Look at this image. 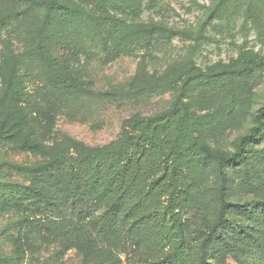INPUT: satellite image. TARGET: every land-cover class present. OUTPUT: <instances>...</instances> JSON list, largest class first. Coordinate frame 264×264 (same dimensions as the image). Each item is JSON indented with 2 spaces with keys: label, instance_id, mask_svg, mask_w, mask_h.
Masks as SVG:
<instances>
[{
  "label": "trees",
  "instance_id": "1",
  "mask_svg": "<svg viewBox=\"0 0 264 264\" xmlns=\"http://www.w3.org/2000/svg\"><path fill=\"white\" fill-rule=\"evenodd\" d=\"M75 1H29V8L37 5L44 11L40 22L30 30L27 52L36 55L47 68L54 96H108L90 89L82 79L83 71L75 67L86 49L77 42L68 21L85 16L94 23L104 47L125 51L138 30L113 10H134L136 1L119 0L121 5L116 4L113 9L109 6L111 0ZM225 2L219 0L208 12L205 24L219 15ZM21 15L22 10L14 13L17 19ZM10 18V13H1L0 27L7 26ZM153 30L144 29L151 35ZM52 40L54 52L50 47ZM23 62L22 55L16 56L0 94V110L19 105L21 115L11 123L10 114L4 115L0 138H5V127L27 130L28 137H44L46 125L53 126L54 105L33 98L24 87L26 75L16 72L17 65ZM232 72H206L195 67L186 71L184 77L178 76L180 80L165 79L131 87L130 91L137 94L173 89L177 101L160 113L129 118L115 145L81 148L73 154L69 144H61L49 149L44 162L14 165L32 182L6 183L8 203L22 208L24 220H30L43 240L61 238L68 246L81 248L87 256L99 257L97 264L111 260L114 250L136 251L143 264H210L208 257L216 250L237 254L252 250L253 242L261 246L264 224L257 226V222L264 214V199L241 203L229 198L234 187L232 171L241 166L245 181L250 178L248 166H255L256 154L250 144L264 135V105L253 126L237 140L235 150L220 153L204 138L210 127L224 122L226 111L197 114L185 100L193 81ZM207 170H211L213 179ZM206 185L210 196H214L217 216L200 233L191 255L186 251L189 247L180 211L200 206ZM235 216L239 222L233 219ZM255 264H264V260Z\"/></svg>",
  "mask_w": 264,
  "mask_h": 264
},
{
  "label": "rangeland",
  "instance_id": "2",
  "mask_svg": "<svg viewBox=\"0 0 264 264\" xmlns=\"http://www.w3.org/2000/svg\"><path fill=\"white\" fill-rule=\"evenodd\" d=\"M30 0H0V14L10 13L5 27H0V94L12 69V62L22 55L17 73L25 74L24 87L33 98L54 105V121L43 136H27V130L5 127L0 138V264H97L99 257L87 256L81 248L68 246L61 238L46 242L24 220L22 208L7 201L5 184L32 179L14 165H33L49 157V149L69 144L75 154L85 148L115 145L120 140L126 121L134 115L151 116L169 109L177 100L175 91L157 89L133 93L136 85L178 79L188 70L199 67L206 72L232 70L233 74L200 78L186 90L185 100L197 114L226 111L220 126H212L204 138L212 149L225 153L235 150L237 140L254 124L264 105V0H226L218 16L204 23L208 12L219 0H135L134 10H113L138 32L125 51L104 47L94 23L85 16L68 21L77 42L86 52L75 67L95 93L108 96L70 93L54 96L47 68L38 57L27 52L30 30L43 15V7H28ZM75 1V0H71ZM76 2V1H75ZM121 5L111 0L109 6ZM27 8V9H26ZM22 10L20 19L14 13ZM205 25V26H203ZM153 27L152 35L144 31ZM54 52V40L50 42ZM30 66V68L28 67ZM178 84L180 82L178 81ZM111 94V95H110ZM21 104V103H19ZM19 105L0 110L2 118L9 113L10 123L21 115ZM32 140V141H30ZM30 146H25V145ZM254 165L248 166L249 180L243 181L241 166L232 171L231 201L241 203L264 199V135L251 142ZM208 177L213 179L211 170ZM208 185L201 192L200 206L186 207L180 219L186 229L188 253L208 225L216 219L215 199ZM233 219L239 222L238 216ZM264 224V214L259 216ZM238 230V227L234 224ZM252 250L210 253V264H255L264 260V237L253 242ZM191 247V248H190ZM19 256L9 261L8 257ZM105 264H143L136 251L114 250Z\"/></svg>",
  "mask_w": 264,
  "mask_h": 264
}]
</instances>
